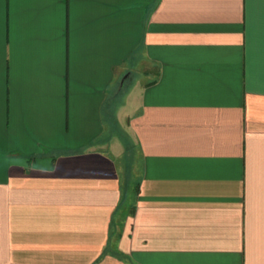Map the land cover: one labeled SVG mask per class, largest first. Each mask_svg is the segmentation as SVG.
Masks as SVG:
<instances>
[{
  "label": "crops",
  "instance_id": "crops-1",
  "mask_svg": "<svg viewBox=\"0 0 264 264\" xmlns=\"http://www.w3.org/2000/svg\"><path fill=\"white\" fill-rule=\"evenodd\" d=\"M0 264H264V0H0Z\"/></svg>",
  "mask_w": 264,
  "mask_h": 264
},
{
  "label": "trees",
  "instance_id": "trees-1",
  "mask_svg": "<svg viewBox=\"0 0 264 264\" xmlns=\"http://www.w3.org/2000/svg\"><path fill=\"white\" fill-rule=\"evenodd\" d=\"M121 139L123 140L124 143V150H123V155H124V163H125V169L124 172L129 177V172H130V167L132 163V157L134 153V148L135 145L129 135H127L125 132L122 134L121 133ZM123 159V157H122ZM124 175V174H123Z\"/></svg>",
  "mask_w": 264,
  "mask_h": 264
},
{
  "label": "rangeland",
  "instance_id": "rangeland-1",
  "mask_svg": "<svg viewBox=\"0 0 264 264\" xmlns=\"http://www.w3.org/2000/svg\"><path fill=\"white\" fill-rule=\"evenodd\" d=\"M123 164V168L125 169V163H124V155H123V159H122V162ZM125 178V179H124ZM132 179V176L128 177V174H124V177H123V180H125V182L129 181ZM132 181V180H131ZM128 187V186H127ZM127 193H130V190L127 192ZM125 204V203H124ZM124 207V206H123ZM122 209H119L120 212L124 211V209L121 211Z\"/></svg>",
  "mask_w": 264,
  "mask_h": 264
}]
</instances>
